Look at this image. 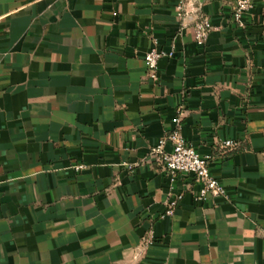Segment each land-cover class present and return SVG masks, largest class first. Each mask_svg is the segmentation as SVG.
Returning <instances> with one entry per match:
<instances>
[{
    "label": "crops",
    "instance_id": "0c3cea01",
    "mask_svg": "<svg viewBox=\"0 0 264 264\" xmlns=\"http://www.w3.org/2000/svg\"><path fill=\"white\" fill-rule=\"evenodd\" d=\"M179 1L0 0V264H264V0H199L204 45ZM179 105L228 197L150 155Z\"/></svg>",
    "mask_w": 264,
    "mask_h": 264
},
{
    "label": "built area",
    "instance_id": "2783aa9c",
    "mask_svg": "<svg viewBox=\"0 0 264 264\" xmlns=\"http://www.w3.org/2000/svg\"><path fill=\"white\" fill-rule=\"evenodd\" d=\"M233 5V19L237 26L245 27L244 15L253 8V0H230ZM199 0H180L176 6L179 17L188 16L192 13H198L199 16L194 23V38L198 44L204 45L212 30L217 29L210 18L201 13L200 6L196 5ZM157 41L146 52L144 61L147 67V75L153 82L158 83L159 62L164 57H172L175 53V47L169 51L158 48ZM184 114V106L179 105L176 115L172 119L174 124L169 133L161 138L158 143L150 149V155L157 157L162 162L164 169L171 176L172 183L178 173H187L194 175L197 182L200 183V189L195 194L196 201H204L209 197H228V192L224 185L215 177L210 170V155H202L185 139L182 134L181 120ZM171 145V150L166 151L167 144ZM223 147L226 149H235L238 143L228 139L223 141ZM84 164H76L74 169L82 171ZM173 190V186L171 187ZM172 190L170 199L166 203L165 215L173 216L180 201L183 199L182 192ZM155 242L153 236L143 237L142 244L149 246Z\"/></svg>",
    "mask_w": 264,
    "mask_h": 264
}]
</instances>
